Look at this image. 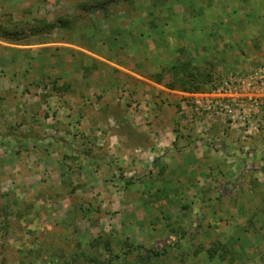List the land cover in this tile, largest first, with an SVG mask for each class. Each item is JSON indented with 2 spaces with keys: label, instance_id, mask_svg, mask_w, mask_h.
<instances>
[{
  "label": "rangeland",
  "instance_id": "1",
  "mask_svg": "<svg viewBox=\"0 0 264 264\" xmlns=\"http://www.w3.org/2000/svg\"><path fill=\"white\" fill-rule=\"evenodd\" d=\"M221 1L0 0V53L40 30L62 34L124 8L157 12L176 4L178 10H191L193 19L196 10L206 9V31L215 46L208 73L180 64L189 77L179 84L197 93L221 75L212 73L219 63L228 62L219 56V37V42L227 34L233 37L232 55L235 40L243 41L237 46L243 55L264 54V0ZM223 7L236 10L234 17L225 14L230 30L225 35L214 24ZM0 69V264H264V127L246 133L226 123L242 141L201 144L206 155L209 146L221 158L198 165V173L169 171L150 149L152 137L146 149L122 153L121 119L114 117L110 128L99 123L109 116L102 101L87 99L85 113H78L71 104L57 103L69 89L54 75L26 83L8 79V61H0ZM184 100L198 115H213L197 109L189 95ZM131 104L138 109L141 102ZM214 132L201 138L227 134ZM138 134L134 131L136 139ZM28 136L39 139L31 143ZM52 138H79L84 147L77 150L89 149L85 157L96 158L83 162L68 144L58 154Z\"/></svg>",
  "mask_w": 264,
  "mask_h": 264
},
{
  "label": "crops",
  "instance_id": "2",
  "mask_svg": "<svg viewBox=\"0 0 264 264\" xmlns=\"http://www.w3.org/2000/svg\"><path fill=\"white\" fill-rule=\"evenodd\" d=\"M221 4L226 5L224 0ZM175 6L170 10L157 9V12L143 10L138 6L124 8L105 14L102 20H98L99 23L77 24L72 31L62 34L59 30H40L37 35L27 37L28 41L24 43L8 42L7 47L2 48L0 61H8L10 72L5 74L10 76L9 80L12 78L15 81L20 79L34 83L40 79L48 81V76L54 75L52 77L56 78L58 85L70 90L59 94L56 97L57 103L60 99L61 104H71L78 113H85L87 99L95 97L102 101L109 116L98 122L110 128L115 122L114 117L121 119L122 142L119 147L122 153L133 154L136 146L144 149L145 146H151L154 154L157 153V162L167 165L169 171L183 168L195 174L198 173V165L207 167L210 166V159L216 162L221 158L215 151L209 150V146L205 147L209 156L206 155L201 144L213 146L218 138L221 145L225 142L236 144L243 137L237 136V132L229 129L224 120L216 115H198L194 107L184 100L191 91L182 88L179 82L188 80L189 72L183 70L180 64L189 63L191 71L199 68L201 73L207 74V64L215 46L206 31L210 24V17L204 16L207 10H196L197 17L193 19L194 13L191 10H178ZM234 11V8L226 7L218 11L214 23L217 26L219 24L216 27L218 33L225 35L230 31L225 29V14L234 17ZM254 33L255 30L250 31V36L246 38L249 40L248 47H251V35ZM223 37L222 42H219V37L215 43L221 50L219 56L228 62L219 63V68L212 73L221 75L216 79L208 75L210 79L217 80L231 72H248L253 65L264 59V54L254 58L241 54L237 46H244L242 40L234 41L236 46L233 51L235 48L236 51L232 55V47L228 43L233 37L229 34ZM0 72L4 73L2 69ZM211 83L203 85L200 91L208 88ZM144 99H147V103ZM136 100L141 104L138 109H132L131 103ZM180 108L183 116L178 112ZM127 130H133L132 134ZM212 130L226 131L227 134L223 132L213 138H201L206 131ZM134 131L139 133L138 139ZM142 135L146 138L142 139ZM151 137L154 144L148 146L146 142ZM36 139L39 137L28 136L26 140L33 143ZM54 139L58 154L61 150L65 151V144H68L76 149L71 154L76 155V151H79L76 156H84L83 162L90 164L96 158L85 157L89 155V149L77 150L78 146L84 147L79 138L67 142L60 138ZM107 168L110 169L109 166ZM155 169L160 170L159 164L155 165Z\"/></svg>",
  "mask_w": 264,
  "mask_h": 264
},
{
  "label": "built area",
  "instance_id": "3",
  "mask_svg": "<svg viewBox=\"0 0 264 264\" xmlns=\"http://www.w3.org/2000/svg\"><path fill=\"white\" fill-rule=\"evenodd\" d=\"M189 98L202 113H212L231 127H264V59L248 72H231Z\"/></svg>",
  "mask_w": 264,
  "mask_h": 264
}]
</instances>
